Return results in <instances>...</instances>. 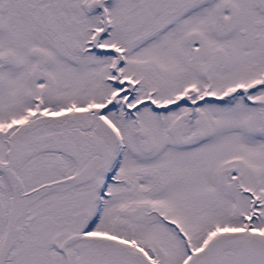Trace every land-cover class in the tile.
<instances>
[{"label": "snow or ice", "instance_id": "1", "mask_svg": "<svg viewBox=\"0 0 264 264\" xmlns=\"http://www.w3.org/2000/svg\"><path fill=\"white\" fill-rule=\"evenodd\" d=\"M0 264H264V0H0Z\"/></svg>", "mask_w": 264, "mask_h": 264}]
</instances>
